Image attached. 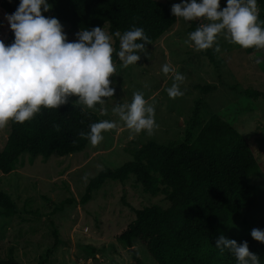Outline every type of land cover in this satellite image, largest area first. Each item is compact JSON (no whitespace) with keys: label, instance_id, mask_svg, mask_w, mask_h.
<instances>
[{"label":"rangeland","instance_id":"374dc122","mask_svg":"<svg viewBox=\"0 0 264 264\" xmlns=\"http://www.w3.org/2000/svg\"><path fill=\"white\" fill-rule=\"evenodd\" d=\"M13 1L18 7L20 0ZM155 1L171 6L183 2ZM48 3L50 10L42 14L56 18L49 0ZM226 6V0H221V9ZM7 15L10 13L0 0L2 42L11 30ZM60 23L68 40H73L77 31ZM191 26L192 21L176 18L173 28L141 55L137 65L127 68L122 67L116 56L119 45L116 49L112 37L116 72L110 80L115 88L114 97L105 98L106 115H101L99 105L85 110L116 121L117 128L103 133L104 139L95 147L89 143L82 152L65 157L53 155L48 160L25 154L12 173H0V191L17 207L14 217L0 216V260H14L18 264H134L132 253L136 252L143 264H157L138 241L129 248L113 236L135 220V210L152 206L169 208L164 195L145 194L134 177H130L123 183L107 181L86 204L81 199L92 178L102 170H114L132 161L133 153L144 144L183 142L196 103L200 125L212 114L219 115L249 140L260 163L261 173L251 181L259 205L236 216L231 233L264 230V98L246 95L254 91L264 93V57L257 64L249 62L243 48L221 35L217 41L221 50L209 49L214 59L211 62L206 51L197 52L186 43ZM104 30L109 34L107 27ZM165 63L185 77L180 84L183 95L176 99H170L166 92L173 77L162 73ZM208 87L212 90L207 91ZM137 91L143 92L154 106L158 127L152 135L141 133L129 140L128 130L111 109L117 103L130 102ZM77 100L76 96L69 98L73 103ZM9 130V124L0 129V149L6 145ZM57 240L61 242L58 246Z\"/></svg>","mask_w":264,"mask_h":264},{"label":"trees","instance_id":"16d2710c","mask_svg":"<svg viewBox=\"0 0 264 264\" xmlns=\"http://www.w3.org/2000/svg\"><path fill=\"white\" fill-rule=\"evenodd\" d=\"M56 18L77 33L83 28L107 27L116 49L119 37L133 27H140L147 36L142 55L161 36L171 30L176 17L171 5L155 0H49ZM258 19L264 20V0H257ZM10 14L17 9L13 0H1ZM199 26L192 21L190 31ZM77 39L75 35L74 41ZM14 41L10 30L3 43ZM249 62L257 64L264 50L244 49ZM206 54L214 62L210 50ZM207 91L212 90L208 87ZM246 95L264 98L254 91ZM68 101L58 109H42L23 124L10 122L6 145L0 149V173L8 175L25 154L48 160L51 156L65 157L82 152L89 141L86 135L100 116ZM199 103L185 131L184 141L160 144L150 141L133 153V160L121 167L102 170L86 186L81 203L86 204L107 181L126 182L134 177L145 194L164 195L170 207H144L135 210V220L114 236L129 248L138 241L157 264H238L232 253L216 248L220 235L238 244L247 241L250 252L264 264V244L254 240L249 230L232 234L236 216L251 212L259 205L252 179L261 173L260 163L249 140L234 126L212 114L199 124ZM17 207L0 191V216L12 218ZM61 242L56 241L58 246ZM134 264H143L136 252ZM0 264H18L0 260Z\"/></svg>","mask_w":264,"mask_h":264},{"label":"clouds","instance_id":"9594fccd","mask_svg":"<svg viewBox=\"0 0 264 264\" xmlns=\"http://www.w3.org/2000/svg\"><path fill=\"white\" fill-rule=\"evenodd\" d=\"M183 0L173 4L171 13L184 21H200L188 35L189 46L201 52L213 49L219 52L217 43L221 35L243 49L264 50V21L258 19L257 0ZM48 0H20L16 11L6 16L14 41L5 45L0 41V129L10 122L23 124L32 120L42 109H58L72 96L81 111L100 106L101 115L107 114L105 98L114 97L115 88L110 77L116 72L113 64L112 36L99 26L83 28L77 39L69 41L60 21L46 17ZM116 56L122 67L137 65L138 54L145 48L147 36L140 27L121 34ZM215 46V47H214ZM173 83L166 89L170 99L183 95L180 84L185 77L170 63L161 68ZM111 111L128 130L129 140L141 133L152 135L158 127L155 108L144 98L143 92L133 93L130 102L117 103ZM117 128L114 120L102 119L89 126L86 135L95 147L103 139V133ZM254 240L264 244V230L252 229ZM216 248L234 255L238 264H260L258 256L249 250L247 241L238 244L234 239L220 235Z\"/></svg>","mask_w":264,"mask_h":264},{"label":"water","instance_id":"95a60500","mask_svg":"<svg viewBox=\"0 0 264 264\" xmlns=\"http://www.w3.org/2000/svg\"><path fill=\"white\" fill-rule=\"evenodd\" d=\"M96 263H97V261H96Z\"/></svg>","mask_w":264,"mask_h":264},{"label":"built area","instance_id":"2783aa9c","mask_svg":"<svg viewBox=\"0 0 264 264\" xmlns=\"http://www.w3.org/2000/svg\"><path fill=\"white\" fill-rule=\"evenodd\" d=\"M88 230V229H87Z\"/></svg>","mask_w":264,"mask_h":264}]
</instances>
